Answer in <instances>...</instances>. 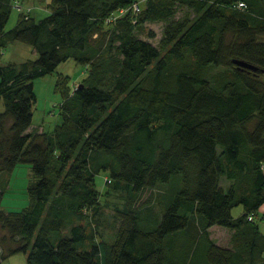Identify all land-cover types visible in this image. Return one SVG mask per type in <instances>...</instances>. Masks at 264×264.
I'll return each instance as SVG.
<instances>
[{"label":"trees","instance_id":"16d2710c","mask_svg":"<svg viewBox=\"0 0 264 264\" xmlns=\"http://www.w3.org/2000/svg\"><path fill=\"white\" fill-rule=\"evenodd\" d=\"M12 1L0 0V174L30 164L35 181L23 213L1 210L0 191V264L17 253L27 264H264V0H147L140 14V0H52L49 16L22 13L6 32ZM120 12L106 58L93 36ZM147 22L166 23L159 47L137 35ZM17 41L38 59L1 65ZM70 59L89 77L73 91L60 79L62 123L30 131L35 80ZM102 171L126 193L111 243L97 235ZM159 185L170 190L161 211L138 205ZM216 226L233 232L229 247L211 238Z\"/></svg>","mask_w":264,"mask_h":264},{"label":"rangeland","instance_id":"374dc122","mask_svg":"<svg viewBox=\"0 0 264 264\" xmlns=\"http://www.w3.org/2000/svg\"><path fill=\"white\" fill-rule=\"evenodd\" d=\"M140 6L134 5L133 10L140 14L147 3V0H140ZM52 0H13L11 3V13L5 27V31L12 30L18 23L22 13H29L37 22L51 14ZM187 12V8L180 7L175 18H182ZM138 14V15H139ZM137 15V16H138ZM116 19L121 17L115 14ZM111 23L100 24L101 29L93 36V42H103L102 52L105 57L116 54L118 43L111 42ZM165 22H147L142 28H137L138 37L159 47L163 37ZM39 55L34 47L22 43H10L3 52L1 65L17 64L29 60L38 59ZM218 70L210 69L209 77H212ZM89 77L86 66L76 63L73 59L62 63L55 72L42 76L35 80L34 91L36 102L33 109V120L30 131L38 130L47 133H53L55 127L62 123L61 105L64 101L63 91L57 87L61 79L62 84H67L66 90H74L79 84L83 83ZM4 112V103L0 98V113ZM110 177L108 171H102L95 177L97 189L100 191L98 198L97 224L98 240L107 243L115 239L119 220L116 214L119 210L126 209V193L124 191L114 190L106 184L105 179ZM35 179L32 166L30 164H18L12 172H2L0 174V191L4 189L1 201V210L5 212L23 213L31 207V198L29 188L33 185ZM229 182L222 179V186L229 188ZM168 186L159 185L153 189H145L139 197L138 205H153L158 211H161L166 202V195L170 192ZM91 213V211L89 212ZM243 215V206L237 205L232 210V216L236 219ZM257 220L260 231L264 235V204L257 212ZM211 238L219 245L229 247L232 242L233 232L222 227H213L210 229ZM5 231L0 228V235ZM1 248V247H0ZM2 251V248H1ZM0 251V252H1ZM1 264H27V255L24 253L14 254Z\"/></svg>","mask_w":264,"mask_h":264},{"label":"built area","instance_id":"2783aa9c","mask_svg":"<svg viewBox=\"0 0 264 264\" xmlns=\"http://www.w3.org/2000/svg\"><path fill=\"white\" fill-rule=\"evenodd\" d=\"M238 7H239V8H243V7H245V4H244V3H239ZM121 13H122V12L117 13V14L120 15ZM114 20H116V17H115V16L109 18V19L107 20V22H108V23H111V22H113Z\"/></svg>","mask_w":264,"mask_h":264},{"label":"water","instance_id":"95a60500","mask_svg":"<svg viewBox=\"0 0 264 264\" xmlns=\"http://www.w3.org/2000/svg\"><path fill=\"white\" fill-rule=\"evenodd\" d=\"M235 63L240 66V67H246V68H250V69H254V67L248 65L247 63L241 62V61H235Z\"/></svg>","mask_w":264,"mask_h":264}]
</instances>
